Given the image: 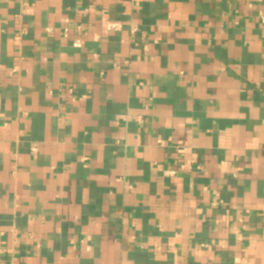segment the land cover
<instances>
[{"label":"crops","instance_id":"0c3cea01","mask_svg":"<svg viewBox=\"0 0 264 264\" xmlns=\"http://www.w3.org/2000/svg\"><path fill=\"white\" fill-rule=\"evenodd\" d=\"M0 264H264V0H0Z\"/></svg>","mask_w":264,"mask_h":264},{"label":"built area","instance_id":"2783aa9c","mask_svg":"<svg viewBox=\"0 0 264 264\" xmlns=\"http://www.w3.org/2000/svg\"><path fill=\"white\" fill-rule=\"evenodd\" d=\"M122 28V24L118 23V22H108L107 23V31L111 32V31H116ZM76 46H80L81 43L80 41H76L75 42Z\"/></svg>","mask_w":264,"mask_h":264}]
</instances>
